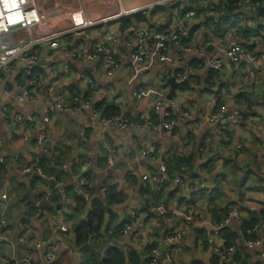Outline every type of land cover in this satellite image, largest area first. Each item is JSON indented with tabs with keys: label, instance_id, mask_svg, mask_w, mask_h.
I'll list each match as a JSON object with an SVG mask.
<instances>
[{
	"label": "crops",
	"instance_id": "0c3cea01",
	"mask_svg": "<svg viewBox=\"0 0 264 264\" xmlns=\"http://www.w3.org/2000/svg\"><path fill=\"white\" fill-rule=\"evenodd\" d=\"M158 1L134 0L126 2V5H132L134 9L139 5H156ZM226 1L169 2L149 9L139 20L157 26L160 31L166 30L175 21L177 23L188 8L195 10V17L186 20L189 33L182 40H194L199 49L181 58L178 47H171L165 61L154 58L137 76L125 69L110 79L99 72L94 76L97 84L94 109L116 106L125 115H142L159 123L179 118L180 125L172 131L147 130L141 133L131 127L124 130L117 127L104 129L92 119L89 111L82 117L60 111L53 115L47 125L52 139L48 150L44 151L37 142L39 119L46 101L18 103L14 94L10 97L3 95V81L0 80V139L3 153L8 156L5 162L0 163V200L5 194L10 203L6 217L12 239L11 243L0 241V264H40L42 254L34 251L32 244L42 239L56 242L57 234L64 238L65 244L60 246L58 258L51 264H89L83 245L76 244L75 229L88 219L94 197H99L108 208L100 235L89 242L94 256L100 258L112 246L135 249L143 254V245L149 238L155 239L166 251L167 246L163 242L165 236L180 227L182 221L172 215L156 213L154 206L158 203L194 211L197 219L202 221L190 225L182 244L169 247L168 252L179 264H211L214 256L212 248L220 244L223 237L220 224L224 214L221 209H227L230 205L238 207L241 217L230 227L240 234L243 220L264 211V50L260 44V32L264 30L260 27V20L264 17V0L257 2L262 5H252L247 12L238 8L237 12H244L240 19L245 22L231 25L227 30L250 45L257 43L252 50L249 49L255 59L242 60L236 67L227 57L225 69L220 73L209 69L206 59L218 51L221 42L227 40L224 37L227 31L218 34L208 22L209 19L215 21L211 14L214 6H224ZM88 11L93 16H104L110 9L88 7ZM219 21L223 20L216 22ZM128 23L129 20H126L124 24ZM243 24L254 28L259 36L251 37L250 41L240 32L236 33ZM155 45L156 41L151 43V51H154ZM116 50L118 57L123 58V44L117 46ZM58 58L71 62L66 56L60 55ZM72 66L79 68L76 63ZM98 67V64L88 65L90 70L98 71ZM167 73L171 75V80H176L175 77L179 75L186 76L188 80L184 82L189 85L182 89L184 82L181 83L176 97L167 99L162 108L155 111L154 103L161 95L163 76ZM62 76V87L82 88L85 92L84 82L74 77L70 70L64 69ZM12 77L13 74L6 77L7 83H11ZM138 89L147 91L142 99L133 96ZM116 96H122V103L108 106L107 102H113L108 97ZM222 103L232 110L239 108L244 115L224 137L218 134L217 124L205 119V115L215 111ZM16 112L34 113L38 119L30 130L32 135L28 142H23L12 132ZM182 139L189 140L184 155L178 150ZM202 147L205 149L203 152ZM151 148L156 151L151 153ZM144 152H147L146 156ZM107 155L114 158L115 167L107 165ZM85 157L92 161L89 172L94 180L93 193L88 201L75 192L77 176L83 172L80 160ZM163 158L167 159L168 171L182 177L180 184H153L143 179L142 175L157 169ZM177 158L180 160L178 165ZM33 161L38 163L47 179L37 177V173L21 172L22 166ZM105 183L108 184L106 196L101 192ZM202 183L206 185L205 188H202ZM111 185H117L116 192L123 191L122 202L108 203ZM220 185L221 194H217ZM50 190L52 192L46 198L45 192ZM134 208H139L142 216L135 220V234L124 241L116 235L118 241L113 245L108 229L126 221L129 211ZM154 217L157 222L153 220ZM20 223L27 225V242L19 240ZM61 225L68 226L67 234L58 230ZM260 234H264V229H260ZM263 250L241 247L239 259L236 253L230 258L221 256V259L225 258V264H263Z\"/></svg>",
	"mask_w": 264,
	"mask_h": 264
},
{
	"label": "built area",
	"instance_id": "2783aa9c",
	"mask_svg": "<svg viewBox=\"0 0 264 264\" xmlns=\"http://www.w3.org/2000/svg\"><path fill=\"white\" fill-rule=\"evenodd\" d=\"M129 1L134 0H97V5H93V9L100 10L101 7L110 9L104 16L100 14L93 16L84 5L75 26L60 29V26L54 23V19L44 12L42 7H39L37 0H0V80L3 81L2 93L6 97L14 94L18 103L46 101L38 125L37 143L42 150H48L52 139L48 133L47 125L53 115L60 111L79 117L84 116L89 111L92 119L98 121L104 129L117 127L124 130L131 127L143 133L147 130L172 131L180 125L181 120L179 118H172L159 123L151 118L145 119L142 115L133 117L123 113L107 114V107L105 106L93 108L97 104L94 101L97 93L94 76L97 72L106 79L114 77L123 69L129 70L132 75L137 76L142 72V68L146 67L154 58L161 62L165 61L171 47H178L181 58L199 49L194 40L190 42L182 40L189 33L186 20L195 17V10L188 8L184 17L179 18L177 23L175 21V24L173 23L163 31L158 30L157 26H151L148 22L142 23V20H139L149 9L164 6L161 4L179 1L190 3L193 0H160L156 5H139L134 9H132V5H126V2ZM237 5L240 10L247 12L248 8L255 3L254 0H238ZM211 14L215 21L222 20L221 13L217 9H212ZM126 20H129V23L124 25ZM261 20L260 27L264 28V17ZM232 33V31H227L224 34L227 40L218 45L216 53L207 56V66L214 72L221 73L225 69V58L227 57L236 67L242 60L255 59V56L248 49V45H246L248 44L247 41L233 36ZM229 36L230 38H228ZM154 41H156V45L154 51H151V43ZM120 44H123L125 48L123 58L118 57L116 50ZM60 55L68 57L71 62L61 61L58 58ZM262 60L264 63V56ZM43 62L44 64H42ZM73 63L79 65V68L74 69ZM90 64H98V71L88 69ZM11 67L14 68L11 69ZM64 69L70 70L74 77L84 82L85 92L82 88L78 90L62 87V71ZM11 74L13 77L9 84L6 77ZM175 78L180 84L188 80L184 75ZM170 79L171 75L168 73L163 76L161 95L154 103L155 111H159L168 99ZM146 92V89H138L134 91L133 96L142 99ZM108 99L113 101L107 102L108 106L109 104L118 105L123 101L122 96L108 97ZM25 114L16 112L13 117L12 132L23 142H28L32 135L30 130L38 119L34 113ZM185 116H188V113H185ZM205 116L209 123L217 124L218 134L221 137H224L231 126L239 123L244 117L239 108L232 110L225 103L220 104L215 111ZM82 132L84 133V129ZM188 144V139L180 141L178 150L181 154H186ZM204 150L202 147L201 152ZM155 151V148H151L150 152L154 153ZM143 155L146 156L147 152H144ZM7 158L8 156L3 153L2 140L0 139V161L5 162ZM106 159L109 167H115V160L111 155H107ZM80 163L83 166V172L77 176L75 192L88 201L92 195L91 191L94 189V180L87 177V174H90L92 161L89 157H85L80 160ZM20 170L24 173H37L41 178L47 179L43 176L42 169L36 161L22 166ZM142 177L153 184L159 183L161 185L180 184L183 181L180 175L169 173L167 159L164 158L161 159L157 169H153L151 173H144ZM205 187L206 185L202 183V188ZM51 192L52 190L46 191L45 197L48 198ZM101 192L104 196L107 195L108 184L105 183L102 186ZM6 198L7 195L3 194L0 200V241L11 243L12 239L9 237L10 224L6 217L10 203ZM154 211L160 215L177 217L182 221V224L165 236L163 242L167 246L166 251L155 239L149 238L143 245L144 261L142 264H179L168 252L169 247L182 244L190 225L193 223L200 224L202 221L197 219L194 211L189 212L182 207H168L158 203L154 206ZM140 214L139 208L129 211L128 216L132 221L123 224L121 227L119 234L121 241L129 239L135 234L134 223ZM240 217L238 207L230 205L220 227L230 226ZM58 230L64 234L69 232L67 225L58 226ZM26 232L27 225L20 223V241L27 242ZM251 233L255 234L256 237L245 239L243 245L250 249L264 248V234H260V225L254 226ZM108 234L114 243L113 245H116L118 237L114 235L115 229H110ZM64 244V238L57 234L56 242H52L50 239L37 240L32 244V248L42 254L40 264H51L57 260L59 248ZM147 247H150L151 250L145 253ZM235 249V246L226 247L224 238H222V242L212 248V253L230 258L235 253ZM147 258L148 262L145 261ZM261 258L264 264V250Z\"/></svg>",
	"mask_w": 264,
	"mask_h": 264
},
{
	"label": "trees",
	"instance_id": "16d2710c",
	"mask_svg": "<svg viewBox=\"0 0 264 264\" xmlns=\"http://www.w3.org/2000/svg\"><path fill=\"white\" fill-rule=\"evenodd\" d=\"M238 0H227L223 5H216L214 6L217 11L221 13V19L223 20L222 22H216L213 21L212 19H209L208 25H210L213 30L218 33L222 34L223 32L227 31L229 29V26H237L239 22H245L241 21L244 19H240L244 16V12H237L238 5H237ZM259 0H254L256 5H262V4H257ZM262 2V0H261ZM246 12V11H245ZM125 25V24H124ZM264 29V28H263ZM240 32L245 38H249L251 41V37H257L259 36L258 31H256L254 28L250 29L247 25H241L240 31L239 28L237 29L236 33ZM260 38H261V47L262 50H264V30L260 32ZM257 43L253 44H246L248 45V49L252 50V48L255 47ZM257 46V45H256ZM216 74V73H215ZM171 79L169 80L170 83ZM188 83H183L182 84V89H186L188 87ZM107 114H115V113H120L121 110L116 107V106H110L106 108ZM176 164L178 165L180 160L177 158ZM0 163H3L0 161ZM1 165V164H0ZM181 168V166H179ZM171 174V172H169ZM171 175H174L172 173ZM87 177L92 180L91 174H87ZM109 188V193H108V203H120L124 199V193L123 191L116 192L117 191V185ZM116 190V191H115ZM222 190V185L218 187L216 190L217 194H221ZM93 193V190L91 191V194ZM107 198V197H106ZM92 203V209L89 213L88 219L86 221L81 222L77 227H76V244L78 245H83L84 247V256L86 260L89 262V264H142L144 261L141 252H138L135 249H130L127 250L126 248L121 249L117 246H112L110 247L105 255L102 256V258L98 257L97 255L94 256L92 250V247L90 246L89 242L94 239V237H98L100 235V230L102 229L104 225V220H105V215L107 211V205L103 203L99 197H94L93 200L91 201ZM221 212L224 214L222 217V221L224 220V217L228 213V208H223L221 209ZM132 220L128 218L126 221H124L121 224H118L116 226H112L115 229V236L120 234L121 227L123 224L131 222ZM221 221V222H222ZM112 224V223H111ZM110 224V225H111ZM260 225V229H264V212H260V214H255L250 217V219L243 220L240 224L241 228V234L239 231L233 229L230 226L222 228V235L225 241L226 247L229 246H235V253L237 259H239V254H240V249L243 246V242L245 239H252L255 238L256 235L252 234L251 231L254 226ZM110 227V226H109ZM111 227V228H112ZM108 229L109 230L111 229ZM93 235V237H91ZM116 236V237H118ZM241 238L243 240H241ZM101 240H102V234H101ZM240 245V247L237 245ZM151 250L150 247H147L145 249V253H148ZM146 262H148V258L145 259ZM225 258L221 259V255H214L212 257L211 264H225ZM194 264H202L200 262H195Z\"/></svg>",
	"mask_w": 264,
	"mask_h": 264
},
{
	"label": "rangeland",
	"instance_id": "374dc122",
	"mask_svg": "<svg viewBox=\"0 0 264 264\" xmlns=\"http://www.w3.org/2000/svg\"><path fill=\"white\" fill-rule=\"evenodd\" d=\"M38 4L54 19V23L59 25L60 29H64L74 27L84 5L92 8L93 5H97V0H38ZM139 217L142 218L141 215ZM153 220L158 221L156 217Z\"/></svg>",
	"mask_w": 264,
	"mask_h": 264
},
{
	"label": "water",
	"instance_id": "95a60500",
	"mask_svg": "<svg viewBox=\"0 0 264 264\" xmlns=\"http://www.w3.org/2000/svg\"><path fill=\"white\" fill-rule=\"evenodd\" d=\"M209 50H211V48H209ZM179 87H180V83H178L175 79H172L171 80V89H170V91H169V93L167 95V97H168L169 100H172V99H174V97H176L177 90H178ZM138 154H139V152H138ZM35 175L37 177H40L39 174H35Z\"/></svg>",
	"mask_w": 264,
	"mask_h": 264
}]
</instances>
